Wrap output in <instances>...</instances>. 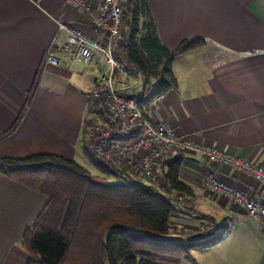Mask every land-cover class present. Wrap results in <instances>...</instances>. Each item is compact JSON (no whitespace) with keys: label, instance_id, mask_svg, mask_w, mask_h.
I'll return each mask as SVG.
<instances>
[{"label":"crops","instance_id":"1","mask_svg":"<svg viewBox=\"0 0 264 264\" xmlns=\"http://www.w3.org/2000/svg\"><path fill=\"white\" fill-rule=\"evenodd\" d=\"M83 1L89 13L66 0H0V133L14 124L39 70L22 118L0 138V158L50 153L75 161L79 155L87 96L97 71L64 55L58 65L44 58L52 43L58 46L66 39L60 24L96 34L91 14L100 0ZM145 1L168 49L184 39H206L203 46L175 57L171 70L177 86L144 105L148 117L166 121L176 135L264 166V0ZM183 158L179 178L192 192L184 196L187 205L225 227L214 243L189 249L190 258L160 263L264 264L263 223L204 187L203 179L211 171L262 205L264 187L200 153L184 152ZM45 203L44 195L0 172V264L26 263L22 235ZM181 222L172 221L165 235H179Z\"/></svg>","mask_w":264,"mask_h":264},{"label":"trees","instance_id":"2","mask_svg":"<svg viewBox=\"0 0 264 264\" xmlns=\"http://www.w3.org/2000/svg\"><path fill=\"white\" fill-rule=\"evenodd\" d=\"M129 1L132 9L125 26L126 37L119 49H115L114 56L125 72L141 80L143 94L133 96L144 106L177 86L171 70L173 60L203 46L206 39H184L174 49H168L156 34L146 1ZM38 77L39 70L14 124L0 133V138L16 128ZM84 152L103 172L109 171L90 153ZM183 159V154L178 153L163 160L155 186L142 185L132 179L108 182L75 161L56 154L0 158L1 173L46 197L45 205L22 235L21 243L28 254L25 264L178 263L190 258L189 249L214 243L225 225L219 227L212 216L194 208L186 215H196L205 222L202 228L206 229L199 232V228L194 231L181 228L179 235L184 237V242L155 237L168 233L171 227L177 196L171 200L167 195L174 191L188 196L192 193L179 178Z\"/></svg>","mask_w":264,"mask_h":264},{"label":"built area","instance_id":"3","mask_svg":"<svg viewBox=\"0 0 264 264\" xmlns=\"http://www.w3.org/2000/svg\"><path fill=\"white\" fill-rule=\"evenodd\" d=\"M66 2L81 13L91 10L83 0ZM127 3L128 0H100L96 12L91 14L99 33L90 35L79 28L60 24L59 27L67 31L65 41L58 46L52 43L45 52L46 63L58 65L59 55H64L97 71L86 106V112L91 109L105 118L92 119L87 134L88 149L98 157L97 162L106 168L123 165L139 172L147 183H153L160 178L163 160L173 154L194 152L202 154L208 162L242 172L264 187L263 165L216 146L197 143L186 135H176L166 121L151 120L145 106L129 92L130 81L114 56L120 37L125 33ZM203 186L226 196L264 226L261 203L218 179L211 171L205 175Z\"/></svg>","mask_w":264,"mask_h":264},{"label":"rangeland","instance_id":"4","mask_svg":"<svg viewBox=\"0 0 264 264\" xmlns=\"http://www.w3.org/2000/svg\"><path fill=\"white\" fill-rule=\"evenodd\" d=\"M132 9L131 7V3L130 1L128 0V3L127 5L125 6V19H126V22L124 23V25L126 26L127 23L129 22V12L130 10ZM131 18V16H130ZM95 32L96 34L99 33V30L98 29H95ZM126 37V31L124 34H122V36L120 37V41L118 43V45L116 46V49L118 48L119 49V46L122 44V42L124 41ZM93 73L96 74V71H92ZM127 78L129 79L130 81V84H131V87L129 89V92L132 93V96L133 94H143L141 91H142V84H141V80L139 79V77L137 76H134L132 73L129 74L128 72H125ZM92 115V116H91ZM102 114L99 113V114H96L94 112H92L91 109L88 110V112H86L85 114V119H84V125H83V128H82V134H81V138H82V142L80 141V143L78 144L77 148H78V152H79V155L76 156V162L82 167L84 168L85 170H87L89 173L93 174V175H97L99 177H102V178H105L108 182H113V181H117V182H123V181H137L139 183H141L142 185H147V181L142 178L140 175L139 172H137L136 170H131V168H126L125 166L122 165V167H119V168H115V167H110L108 168V172H103V170L95 163H93L89 158L88 156L85 154L84 150L88 153H90L92 155V157H94V159L97 161L98 157L95 156L92 151H90L88 149V144L89 142H87V134H89V131H90V126L92 125V119H95L97 117H100V119H105L103 116H101ZM95 143V142H93ZM99 162H101L99 160ZM102 163V162H101ZM124 175L126 178H124ZM159 180V179H158ZM158 180L156 182H153L151 184L153 185H157L158 183ZM130 183V182H128ZM150 184V183H148ZM171 200H173V198L175 196H177V201L174 203V215L172 219L173 222H176V221H182L181 223H179V226L181 228H186L188 230H196L199 228V232L202 231V229H206V228H202V227H205V222L203 220H198L196 218V215L194 214H190V215H186L184 213H187V211L191 210L190 208L191 207V204L188 202V205H187V201L184 199V196H179V195H176V193H172V195H167ZM183 197V198H182ZM189 214V213H187ZM196 224V226H195ZM204 233V232H203ZM219 234L222 233V231L219 230L218 232ZM202 234V233H201ZM156 238L158 239H162V240H172L174 239L173 241H179V242H184V237L182 235H174V234H169L168 237L167 235L165 234H158V235H155Z\"/></svg>","mask_w":264,"mask_h":264}]
</instances>
